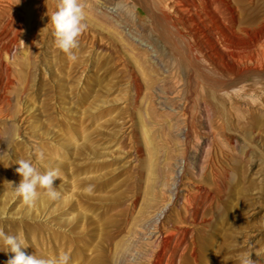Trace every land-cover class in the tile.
<instances>
[{
    "label": "rangeland",
    "instance_id": "obj_1",
    "mask_svg": "<svg viewBox=\"0 0 264 264\" xmlns=\"http://www.w3.org/2000/svg\"><path fill=\"white\" fill-rule=\"evenodd\" d=\"M153 1L81 0L75 61L48 23L57 0L34 10L31 57L10 58L14 92L0 113V229L23 238L26 254L68 253L70 264H240L246 252L264 264V88L236 111L234 95L196 87L161 42ZM230 2L248 33L224 29L225 55L264 69V0ZM224 104L241 135L219 120ZM19 159L59 169L60 198L17 197L8 182L21 179ZM6 251L0 242V264Z\"/></svg>",
    "mask_w": 264,
    "mask_h": 264
},
{
    "label": "bare ground",
    "instance_id": "obj_2",
    "mask_svg": "<svg viewBox=\"0 0 264 264\" xmlns=\"http://www.w3.org/2000/svg\"><path fill=\"white\" fill-rule=\"evenodd\" d=\"M49 1L51 0H0V113L5 111V106H10L11 96L14 92L11 80L14 77L15 62H12L10 58L12 56L16 58V53H22L26 57L30 56L35 27L32 21L34 10L35 15L37 11H46ZM195 1L190 3L191 5L189 3L184 5L183 0H157L153 3L146 2V5L150 16L158 17L157 20H154L161 42L165 47L167 45L173 54L185 60L190 80H193L196 87L204 88L205 92L208 89L213 99H218L220 95H234L236 101L230 100V105L237 111L242 106L239 101L243 100L244 96L248 98V89H251L250 94L258 89L263 90L264 69L252 65L254 63L249 66L237 67L234 65L235 63H230L231 59L228 60L225 55L224 49L229 48L227 43L230 41L229 35L225 33L227 28L232 31L231 33L235 37H239L241 32L246 35L248 33L240 25L231 0H198V3ZM222 6L228 9L226 13L223 12L226 9L219 11V7L222 8ZM185 10L189 12L187 16L183 13ZM198 23L202 24L201 27ZM154 31L156 32V30ZM254 54L249 52L247 55H242L239 53V56L241 59L246 57L252 61L256 60ZM27 84V80H25L24 91L28 87ZM207 111L209 114L210 111ZM221 112V115L218 114L219 120L229 121L231 123L230 130L241 135V132L235 130L232 125L234 119L239 120L238 114H233L226 104ZM253 143L248 142V145L257 150L258 147Z\"/></svg>",
    "mask_w": 264,
    "mask_h": 264
},
{
    "label": "clouds",
    "instance_id": "obj_3",
    "mask_svg": "<svg viewBox=\"0 0 264 264\" xmlns=\"http://www.w3.org/2000/svg\"><path fill=\"white\" fill-rule=\"evenodd\" d=\"M49 22L53 27L56 46L68 55L71 61L77 60L73 49L78 48V38L86 30L84 23L85 15L81 0H57L56 10L49 16ZM43 154H40L42 159ZM18 167L15 169L20 176L18 184L9 181L13 187L14 194L22 198L28 205H34L41 195L50 200L60 198V193L54 187V181L60 178L59 169H48L41 172L31 159H19L16 161ZM43 190V191H40ZM0 242L3 243L6 252L10 256L5 264H70V255L62 253L56 258H38L36 255H29L23 250L28 247L25 240L19 235H10L0 229ZM255 255H259L256 253ZM240 264H257L252 253H244L240 256Z\"/></svg>",
    "mask_w": 264,
    "mask_h": 264
},
{
    "label": "built area",
    "instance_id": "obj_4",
    "mask_svg": "<svg viewBox=\"0 0 264 264\" xmlns=\"http://www.w3.org/2000/svg\"><path fill=\"white\" fill-rule=\"evenodd\" d=\"M156 216H157V218H159L160 217V214L158 213ZM156 216H155V218H156Z\"/></svg>",
    "mask_w": 264,
    "mask_h": 264
}]
</instances>
